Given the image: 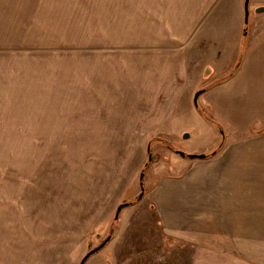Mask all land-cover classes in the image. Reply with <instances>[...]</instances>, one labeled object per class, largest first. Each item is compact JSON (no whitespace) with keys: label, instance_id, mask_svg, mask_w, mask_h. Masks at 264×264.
Returning a JSON list of instances; mask_svg holds the SVG:
<instances>
[{"label":"rangeland","instance_id":"374dc122","mask_svg":"<svg viewBox=\"0 0 264 264\" xmlns=\"http://www.w3.org/2000/svg\"><path fill=\"white\" fill-rule=\"evenodd\" d=\"M96 3L95 14L91 0H0V264H79L109 234L110 241L84 264H264V120L242 130L226 122L222 131L208 118L216 120L213 109L199 98L196 109L180 113L172 131L152 139L151 161L150 137L135 152L138 138L125 177L103 202L95 196L90 174L98 168L93 162L102 168L100 160L115 157V143L125 138L75 136L87 128L89 122L77 123L93 116L92 106L80 107L69 120L74 109L61 108L56 98L63 85L66 104L75 100L67 94L73 86L69 79L75 77V51L90 47L93 34L98 36L93 43L101 42L107 8ZM205 71L209 74L195 93L230 74ZM223 140L244 145L245 160H251L242 165L244 194L252 186L250 200L245 194L244 201L249 209L227 232L213 234L209 246L166 240L145 195L138 200L141 171L146 192L160 167L169 168L174 160L187 164L196 159L189 155L210 153ZM129 201L116 219L118 205Z\"/></svg>","mask_w":264,"mask_h":264},{"label":"crops","instance_id":"0c3cea01","mask_svg":"<svg viewBox=\"0 0 264 264\" xmlns=\"http://www.w3.org/2000/svg\"><path fill=\"white\" fill-rule=\"evenodd\" d=\"M96 2L107 8L101 17V42L93 43L98 38L93 34L90 47L75 51V77L69 79L73 86L67 89L75 100L66 104L63 85L56 99L61 108L74 109L69 120L80 107L92 106L93 116L77 123L87 121V128L75 136L125 138L115 143L119 148L115 157L100 160L102 168L93 162L98 170L90 176L99 201L107 199L105 193L130 170L138 138L135 152L142 151L150 137L148 153L152 139L172 131L180 113L197 108L194 95L207 77V68L234 73L222 83L208 84L199 96L221 125L227 122L242 130L254 120H264V11H256L264 0H251L254 14L250 13L247 24L245 0H91L95 14L100 8ZM78 41L79 35L76 46L80 48ZM245 150L244 145L225 140L219 151L206 158L187 164L174 160L169 168L160 167L144 194L151 206L144 201L154 210L166 240L182 238L206 247L213 234L227 232L228 226L240 222L237 218L249 209L245 194L247 200L252 194L251 185L243 192L242 165L251 161L245 160Z\"/></svg>","mask_w":264,"mask_h":264},{"label":"water","instance_id":"95a60500","mask_svg":"<svg viewBox=\"0 0 264 264\" xmlns=\"http://www.w3.org/2000/svg\"><path fill=\"white\" fill-rule=\"evenodd\" d=\"M249 2L250 0H245L244 2V7H245V23L247 24L248 23V19H249V11H248V5H249ZM256 11L257 12H263L264 11V6H259L258 8H256ZM247 35V27H245L244 29V33H243V36L246 37ZM207 73V72H206ZM209 74V73H207ZM206 74V75H207ZM206 88L200 90V91H197L194 95V103H195V106L197 107L198 106V99H199V96L201 95V93L205 90ZM223 131V130H222ZM223 134V133H222ZM187 136V134H186ZM148 162L151 161L152 159V156H151V151H150V144L148 146ZM181 155H186L184 152H180ZM191 158H206L207 157V154H192V155H189ZM148 162L146 164V166L148 165ZM145 166V167H146ZM144 167V168H145ZM144 170L141 171V174H140V189H141V192L139 193L138 195V200H140L144 193H145V189H144V184H143V179H144ZM131 203H133V201H129V202H122L118 205L117 209H116V212H115V218L117 219L121 210L124 208V207H127L129 206ZM111 239V234L107 235V237L105 238V240L100 244L98 245L97 247L91 249L90 251H88L83 257L82 259L80 260L79 264H84L87 260V258H89L93 253L99 251L101 248H103Z\"/></svg>","mask_w":264,"mask_h":264},{"label":"trees","instance_id":"16d2710c","mask_svg":"<svg viewBox=\"0 0 264 264\" xmlns=\"http://www.w3.org/2000/svg\"><path fill=\"white\" fill-rule=\"evenodd\" d=\"M245 46H246V37H243V41L241 43V57H242V55L244 53ZM233 74H234L233 72H231L230 74H228L227 79L229 77H231ZM220 82L221 81L217 82L216 84H219ZM213 85H215V84H213ZM204 116L207 117L205 114H204ZM208 118L210 119L211 122H213L215 124H218V126L221 128V130H223L221 124L217 120H215L214 118H211L210 116H208ZM224 138H225V136H223V139ZM223 143H224V140L221 141L220 145H218L212 152L207 153V157L210 156V155H213L214 153H216L217 151H219L221 149Z\"/></svg>","mask_w":264,"mask_h":264}]
</instances>
